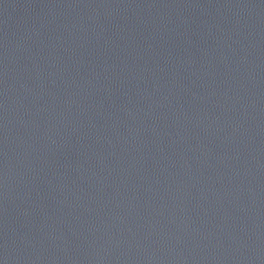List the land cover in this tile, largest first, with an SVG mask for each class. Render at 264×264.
Here are the masks:
<instances>
[{
  "label": "water",
  "instance_id": "95a60500",
  "mask_svg": "<svg viewBox=\"0 0 264 264\" xmlns=\"http://www.w3.org/2000/svg\"><path fill=\"white\" fill-rule=\"evenodd\" d=\"M0 264H264V214L0 110Z\"/></svg>",
  "mask_w": 264,
  "mask_h": 264
}]
</instances>
